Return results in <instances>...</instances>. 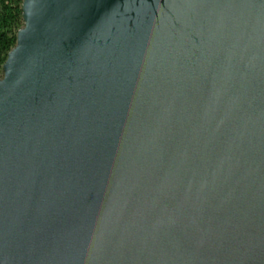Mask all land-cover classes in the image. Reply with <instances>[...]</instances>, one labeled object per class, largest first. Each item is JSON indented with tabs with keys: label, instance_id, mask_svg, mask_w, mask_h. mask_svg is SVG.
<instances>
[{
	"label": "water",
	"instance_id": "water-1",
	"mask_svg": "<svg viewBox=\"0 0 264 264\" xmlns=\"http://www.w3.org/2000/svg\"><path fill=\"white\" fill-rule=\"evenodd\" d=\"M0 79V264H264V0H23Z\"/></svg>",
	"mask_w": 264,
	"mask_h": 264
},
{
	"label": "trees",
	"instance_id": "trees-1",
	"mask_svg": "<svg viewBox=\"0 0 264 264\" xmlns=\"http://www.w3.org/2000/svg\"><path fill=\"white\" fill-rule=\"evenodd\" d=\"M23 0H0V79L8 54L15 48L23 28Z\"/></svg>",
	"mask_w": 264,
	"mask_h": 264
}]
</instances>
